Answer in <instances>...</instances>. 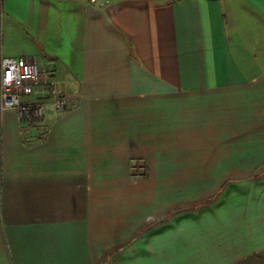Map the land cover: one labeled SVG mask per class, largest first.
<instances>
[{
    "label": "crops",
    "instance_id": "1",
    "mask_svg": "<svg viewBox=\"0 0 264 264\" xmlns=\"http://www.w3.org/2000/svg\"><path fill=\"white\" fill-rule=\"evenodd\" d=\"M3 56L69 106L0 107V264H264V0H0Z\"/></svg>",
    "mask_w": 264,
    "mask_h": 264
},
{
    "label": "built area",
    "instance_id": "2",
    "mask_svg": "<svg viewBox=\"0 0 264 264\" xmlns=\"http://www.w3.org/2000/svg\"><path fill=\"white\" fill-rule=\"evenodd\" d=\"M34 96V100L22 99ZM51 105L57 112H64L69 99L64 82L49 71L41 70L34 59L3 56L0 69V107L16 110L19 123H41L44 109Z\"/></svg>",
    "mask_w": 264,
    "mask_h": 264
}]
</instances>
